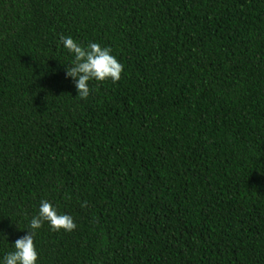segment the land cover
I'll list each match as a JSON object with an SVG mask.
<instances>
[{
  "label": "trees",
  "instance_id": "1",
  "mask_svg": "<svg viewBox=\"0 0 264 264\" xmlns=\"http://www.w3.org/2000/svg\"><path fill=\"white\" fill-rule=\"evenodd\" d=\"M42 199L37 264H264V0H0V257Z\"/></svg>",
  "mask_w": 264,
  "mask_h": 264
},
{
  "label": "clouds",
  "instance_id": "2",
  "mask_svg": "<svg viewBox=\"0 0 264 264\" xmlns=\"http://www.w3.org/2000/svg\"><path fill=\"white\" fill-rule=\"evenodd\" d=\"M58 45L71 56V66L66 68L65 76L74 81L76 96L81 99L89 96L90 81L111 80L115 83L120 79L123 66L109 47H102L96 42L82 45L64 35L59 37ZM44 223L53 231H71L76 227L70 215L58 213L51 202L42 199L36 215L28 221V231L12 243L13 251L0 257V264H37L38 252L34 246V237Z\"/></svg>",
  "mask_w": 264,
  "mask_h": 264
}]
</instances>
